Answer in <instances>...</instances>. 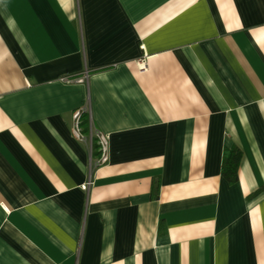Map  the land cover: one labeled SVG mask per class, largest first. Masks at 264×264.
<instances>
[{
    "label": "crops",
    "instance_id": "0c3cea01",
    "mask_svg": "<svg viewBox=\"0 0 264 264\" xmlns=\"http://www.w3.org/2000/svg\"><path fill=\"white\" fill-rule=\"evenodd\" d=\"M0 264H264V0H0Z\"/></svg>",
    "mask_w": 264,
    "mask_h": 264
},
{
    "label": "built area",
    "instance_id": "2783aa9c",
    "mask_svg": "<svg viewBox=\"0 0 264 264\" xmlns=\"http://www.w3.org/2000/svg\"><path fill=\"white\" fill-rule=\"evenodd\" d=\"M139 66L144 68L145 62L143 61ZM63 79L66 80V77H63ZM80 115H81L80 110L75 111L72 121V133L79 140L89 139L90 142L93 140V137H95L99 152V156L95 161V165H101L105 163L108 159V137L100 130L94 129L92 127H90V132L88 135L84 134L82 132ZM90 183L91 180H89L85 185L88 186Z\"/></svg>",
    "mask_w": 264,
    "mask_h": 264
},
{
    "label": "trees",
    "instance_id": "16d2710c",
    "mask_svg": "<svg viewBox=\"0 0 264 264\" xmlns=\"http://www.w3.org/2000/svg\"><path fill=\"white\" fill-rule=\"evenodd\" d=\"M83 122H81L82 125ZM84 124V123H83ZM82 127V132H85L86 129ZM241 158V150L237 146H233L229 149H225L222 155L221 163V175L229 183H235L238 180V168Z\"/></svg>",
    "mask_w": 264,
    "mask_h": 264
}]
</instances>
